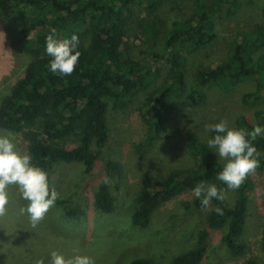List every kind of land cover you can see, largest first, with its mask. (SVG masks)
Masks as SVG:
<instances>
[{"label":"trees","instance_id":"16d2710c","mask_svg":"<svg viewBox=\"0 0 264 264\" xmlns=\"http://www.w3.org/2000/svg\"><path fill=\"white\" fill-rule=\"evenodd\" d=\"M165 1L176 4L177 0H0V21L13 27L20 53L28 57L21 76L6 94L0 93V129L21 135L27 143L29 183L36 203L46 205L52 199L50 175L57 166L80 164L85 175L91 173L108 140V110L126 107L156 79L158 68L132 55L128 44L132 25L145 40L161 41L167 64L160 84L148 93L141 115L147 131L136 146L143 153L169 131L175 98L184 105H198L206 101L207 89L226 93L250 80L255 90L244 94L241 102L264 104V54L260 53L264 23L238 33L225 61L189 73L187 57L213 43V19L233 14L235 2L192 0L191 15L163 30L164 22L155 12ZM136 10L145 15L136 18ZM150 56L160 58L155 53ZM258 119L264 126V111L258 113ZM253 129L239 117L230 128L212 129L209 142L189 137L186 146L194 166L162 176H143L131 224L143 229L163 203L186 192H200L186 209L209 204L208 228L223 229L221 241L228 255L242 256L246 248L240 236L254 188L249 172L264 170V137ZM215 146L224 147L235 159L230 168L219 162ZM105 171L107 177L116 178L121 175V165L106 162ZM77 189L75 186L67 197L54 201L68 220L84 217L80 204L73 200L78 198ZM231 190L234 198L229 204L224 194ZM114 203L109 185L103 182L93 199L94 210L110 214ZM207 235L206 230L201 231L195 246L173 256L168 264H201ZM261 248L264 252V230ZM130 264L156 263L134 258ZM243 264L258 263L249 259Z\"/></svg>","mask_w":264,"mask_h":264},{"label":"rangeland","instance_id":"374dc122","mask_svg":"<svg viewBox=\"0 0 264 264\" xmlns=\"http://www.w3.org/2000/svg\"><path fill=\"white\" fill-rule=\"evenodd\" d=\"M233 14L213 19L216 35L212 44L187 57V70L191 73L199 66H212L225 61L230 43L238 33L264 23V0H233ZM193 11L192 0L165 1L155 12L168 30L173 21H182ZM145 15L136 10V18ZM136 21V20H135ZM129 47L135 59L158 68L156 79L148 88L135 95L126 107L107 112L108 140L89 175L80 164L59 165L50 175L52 196L46 205L33 198L30 176V156L27 143L19 134L0 129V264H130L134 258H147L156 264H168L173 256L191 249L201 231H207L206 254L201 264H243L253 259L264 264L261 248L264 230V170H250L254 188L249 193L247 217L240 241L245 253L237 258L228 255L221 237L223 229L208 228L206 216L209 204L194 208L191 204L200 192H186L163 203L151 216L147 227L131 224L136 208V194L143 176L165 175L170 170L192 168L195 164L187 150L189 137L209 142L212 129H226L243 117L253 126L255 134L264 137V126L258 113L264 104L243 105L244 94L255 90L250 80L236 85L229 92L216 88L206 90L207 99L198 105H184L182 99L171 101L168 119L169 131L145 153L137 149L146 136V125L141 119L148 93L159 85L167 64L161 41L155 43L130 28ZM158 54L154 59L150 55ZM264 54V49L260 51ZM28 57L21 54L15 42L13 27L0 21V93L6 94L23 73ZM190 86V79H187ZM187 87V88H188ZM68 146L74 145L68 143ZM219 162L230 168L235 159L224 147L215 146ZM121 165V175L106 176L105 163ZM106 182L115 197L114 210L100 214L93 208V199L100 184ZM78 186V198L84 217L80 221L68 220L54 201L67 197ZM208 190V189H207ZM231 204L234 192L224 194Z\"/></svg>","mask_w":264,"mask_h":264}]
</instances>
